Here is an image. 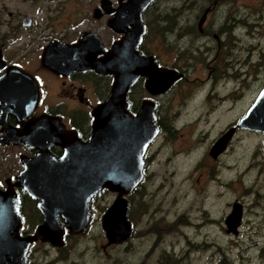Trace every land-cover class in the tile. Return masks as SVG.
<instances>
[{"label": "flooded vegetation", "instance_id": "1", "mask_svg": "<svg viewBox=\"0 0 264 264\" xmlns=\"http://www.w3.org/2000/svg\"><path fill=\"white\" fill-rule=\"evenodd\" d=\"M232 4V0H181L178 3L169 0H0V191L11 189L17 194L22 235L36 233L42 221L38 199L31 196L23 184L16 183V176L25 167L24 159L36 156L40 146L45 147L49 155L59 158L65 154L63 140L71 138L77 143L89 140L94 129V109L107 99L121 72L118 65L114 72L102 70L100 62L110 60L109 55L127 32L138 28L132 46L142 60L150 62V69L169 68L181 74L169 83L159 74L155 78L149 73L140 74L128 85L125 102L114 105L116 120L135 121L140 117L141 126L145 118L146 124L154 122L157 127L144 147L142 177L125 195L132 227L129 238H153L144 257L134 264H148V260L152 261L149 264H190L186 252L192 247L182 251L163 241L168 222L160 221L166 216L160 212L167 200L156 192L163 185L162 181H169L168 174L174 172L167 167L168 163L188 142L184 133L186 127L217 110H222L225 117L230 114L233 92L243 95L248 90L249 74H254L252 78L257 79V86L241 116L264 87V75L260 73L264 71V59L256 62L235 59V64L232 60V49L239 39L234 31L245 29L256 34L264 26L263 19L259 18L264 17V1L260 2L261 8L256 9L258 14L251 21L248 15L233 11ZM261 54L264 58L263 50ZM118 56L113 61H120ZM243 64L246 68H242ZM193 83L198 86L192 87ZM195 99L201 102L192 107L198 113L191 119L186 118L189 102ZM228 99L231 102L226 105ZM241 116L228 120L203 151V156L212 163L204 169L209 180L221 187L218 189L220 197L229 193V182L223 174L233 169L226 158L234 134L240 129H252L236 128L225 148L215 156L210 148ZM23 131L35 135L37 141L26 142L22 139ZM257 132L262 141L263 131ZM190 147L191 144L185 147V156L191 152ZM193 165L198 174L196 181L200 182L202 162L197 160ZM158 175L162 180L156 183ZM149 184L153 185L152 189L148 188ZM106 190L109 189L102 188L91 197L88 225L93 217L95 198ZM256 192L260 194L259 189ZM197 193L202 196L199 189ZM114 194L116 196V192ZM235 200L227 203L229 209L221 218L202 205L205 226L215 225L220 220L224 232L237 235L243 220L236 232L228 231L225 223ZM240 202L244 213L245 203ZM189 210L174 219L181 222L184 215H190L192 219L187 216L185 221L200 228L201 221H195L199 216L192 208ZM33 222L36 223L29 224ZM82 233L73 234L65 229L61 245H53L38 234L29 245L28 264H31L30 251L35 242H48L61 251L68 239ZM196 233V230L192 232ZM182 234L190 239L188 233ZM205 234L207 236L208 232ZM191 241L193 245L197 243V240Z\"/></svg>", "mask_w": 264, "mask_h": 264}, {"label": "rangeland", "instance_id": "2", "mask_svg": "<svg viewBox=\"0 0 264 264\" xmlns=\"http://www.w3.org/2000/svg\"><path fill=\"white\" fill-rule=\"evenodd\" d=\"M169 1L178 3L181 0ZM263 1L232 0V10L248 15V19L251 21L255 19L258 14L256 9L261 8L259 4ZM259 18L263 19L261 21L263 23L264 17ZM234 32L239 35V39L232 49L234 64L235 59H243V61L248 59L252 62L264 59L261 54V50L264 51V26L254 35L245 29H237ZM212 43L210 41V44ZM242 68H246V65L243 64ZM260 73L264 75V71ZM253 76V73L249 74L247 79L249 88L243 95H236L237 92H233V105L230 114L225 117L221 113L222 110H217L209 114L206 119L205 116L201 117L184 129L185 137L189 138L188 142L168 163L167 167L172 168L174 172L172 175L168 174L169 181H162L163 185L156 192L158 196L164 195L167 200L160 212V215H166L162 216L163 219L160 221L168 222V232L163 234V241H166L169 246L181 248L182 251L187 247H192L186 252L190 256L188 257L190 264H264V154L260 134L256 130L243 129L234 134L229 155L226 158V161L231 162L233 169L232 172L223 174L229 182V193L226 192L221 197L218 195V189L221 187L215 186L209 180V174L206 168L204 169V167H210L212 163L207 156H203L204 148L210 140L224 128L228 120H235L241 116L254 97L257 79H253ZM194 86L197 87L198 84L193 83L192 87ZM225 101L227 105L230 99ZM196 103L200 105L201 102L198 99L189 102L186 118L191 119L198 113L192 108ZM203 110L204 107L201 111ZM188 144H191L190 149H192L185 156V147ZM197 160L202 162L203 173L200 182L196 181L198 174L197 171H194L193 165ZM224 160L223 156L222 161L224 162ZM238 171L240 173H237ZM161 180L158 175L156 183ZM148 188L152 189L153 185L149 184ZM198 189L202 196L197 193ZM256 189H259L260 194H257ZM114 197V192L106 190L95 198L92 209L93 217L87 229L82 234L68 239L67 245L61 251L48 242H35L30 251L31 264H134L139 262L144 257L153 238L149 236L137 239L131 237L122 243H107L101 215ZM146 198L149 199L148 196ZM231 199H238L245 203V212L239 233L235 235L224 232L220 220L215 225L205 226L203 220L205 221L204 216L206 215L203 212V206L208 207L211 214H216L221 218L222 214L229 209L227 203ZM189 208H192V212L199 216L200 219L195 221H201L200 228H194L185 221L187 216L192 219L190 215H184V220L181 222L174 219ZM195 230L197 233L193 235L192 232ZM182 232L188 233L190 239L197 240V243L193 245L188 236L185 237ZM205 232H208L207 236ZM151 257L154 258L155 253ZM148 261V264L152 262Z\"/></svg>", "mask_w": 264, "mask_h": 264}, {"label": "water", "instance_id": "3", "mask_svg": "<svg viewBox=\"0 0 264 264\" xmlns=\"http://www.w3.org/2000/svg\"><path fill=\"white\" fill-rule=\"evenodd\" d=\"M137 29L127 32L109 55L110 60L100 62L102 70L114 72L118 65L121 72L107 99L94 109V129L89 140L86 143H77L71 138L63 140L65 154L59 158L49 155L46 148L40 146L36 156L24 159L25 167L16 176V183L23 184L26 191L38 199L42 221L36 233L22 235L19 232V198L11 189L0 191V264H28L29 245L38 234L53 245H61L65 229L73 234L84 232L91 217L90 199L102 188L116 192L101 215L107 243H121L130 237L132 227L125 195L142 177L144 147L157 127L154 122L146 124L145 118L141 126L140 117L135 121L116 120L114 105L125 102L128 85L140 74L149 73L153 78L160 75L168 83L181 74L169 68L150 69V62L142 60L132 46ZM116 55L120 56V61H113ZM100 66L96 64L98 69ZM236 128L260 130L264 135V87L237 123L214 141L210 148L213 156L225 148ZM21 135L26 142L36 140L35 135L25 131ZM262 148L264 152V136ZM242 214V203L235 200L225 219L228 231H237Z\"/></svg>", "mask_w": 264, "mask_h": 264}, {"label": "trees", "instance_id": "4", "mask_svg": "<svg viewBox=\"0 0 264 264\" xmlns=\"http://www.w3.org/2000/svg\"><path fill=\"white\" fill-rule=\"evenodd\" d=\"M36 222H33V223H29L30 225H34Z\"/></svg>", "mask_w": 264, "mask_h": 264}]
</instances>
